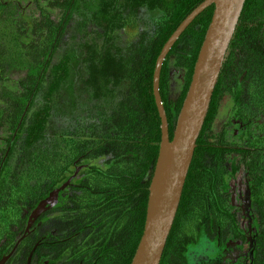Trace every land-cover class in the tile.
<instances>
[{"label":"trees","instance_id":"1","mask_svg":"<svg viewBox=\"0 0 264 264\" xmlns=\"http://www.w3.org/2000/svg\"><path fill=\"white\" fill-rule=\"evenodd\" d=\"M203 1L0 0V259L13 249L6 264H26L32 249L46 264L131 263L160 144L155 60ZM213 12L205 9L163 61L170 139ZM226 98L230 116L216 129ZM239 180L249 191L250 229L233 205ZM248 236L252 264H264V0L245 2L159 264H193L191 252L206 242L244 248Z\"/></svg>","mask_w":264,"mask_h":264},{"label":"water","instance_id":"2","mask_svg":"<svg viewBox=\"0 0 264 264\" xmlns=\"http://www.w3.org/2000/svg\"><path fill=\"white\" fill-rule=\"evenodd\" d=\"M246 0H204L167 38L156 57L152 93L160 119V144L148 187L143 231L130 264H159L194 158L221 68L239 23ZM214 5L211 23L200 49L192 81L182 104L172 138L159 91L163 61L191 23ZM52 199L44 203H55ZM38 209H42L45 204ZM30 227L27 225L25 231ZM6 258L3 259L5 261Z\"/></svg>","mask_w":264,"mask_h":264},{"label":"rangeland","instance_id":"3","mask_svg":"<svg viewBox=\"0 0 264 264\" xmlns=\"http://www.w3.org/2000/svg\"><path fill=\"white\" fill-rule=\"evenodd\" d=\"M178 73L179 72L177 71L171 76L169 83V95L172 98L177 97L182 86V76L180 73ZM230 109V102L226 98L222 107L220 108L218 118L215 122L216 129L223 127V125L228 121L231 112ZM233 193V205H235L236 208H242L240 209V213L245 219L243 221V225H246L247 228L250 229L252 224H254V216L252 211L245 207L247 205V198L249 197V191L245 182L239 180L234 185ZM246 239L247 240L244 242V248L240 246L238 241H231L229 242L227 248L223 250H218L217 248L210 245V243L208 244V242H206V244H202L200 248L191 252V262L193 264H252L253 239L251 236L246 237ZM208 245L212 246V248L210 249L207 247Z\"/></svg>","mask_w":264,"mask_h":264},{"label":"flooded vegetation","instance_id":"4","mask_svg":"<svg viewBox=\"0 0 264 264\" xmlns=\"http://www.w3.org/2000/svg\"><path fill=\"white\" fill-rule=\"evenodd\" d=\"M178 72L180 73V75L182 76V71H179L178 70ZM175 72H172L171 73V76L174 74ZM178 73V74H179ZM207 247H209L210 249L212 248V246H207ZM216 248V247H215ZM218 249V248H217ZM13 250V249H12ZM12 250L8 253V254H6V255H4L1 259H0V264H6L7 262H8V260L10 259V257H11V252H12ZM219 250V249H218ZM33 253H34V249H32V251L29 253V255H28V257H27V262H26V264H46V261H45V263H44V260H42V261H38L40 258H36V257H34V255H33ZM4 258H6V260L5 261H3V259ZM43 258V257H42ZM44 259V258H43Z\"/></svg>","mask_w":264,"mask_h":264}]
</instances>
